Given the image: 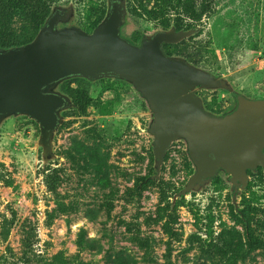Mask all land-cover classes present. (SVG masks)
Here are the masks:
<instances>
[{
	"label": "rangeland",
	"instance_id": "rangeland-1",
	"mask_svg": "<svg viewBox=\"0 0 264 264\" xmlns=\"http://www.w3.org/2000/svg\"><path fill=\"white\" fill-rule=\"evenodd\" d=\"M47 1L52 11L69 13L57 28L90 32L113 0ZM120 1L125 39L173 28L175 14L163 13L160 0ZM29 4L35 0H0L1 39L18 43L35 34ZM186 6L190 34L175 42V56L190 55L235 92L264 97V0H187ZM64 83L83 97L85 109L72 104L60 111L52 158L42 156L34 119L14 115L0 124V264H264V168L250 172L235 195L224 171L220 180L182 194L195 170L186 144L172 142L156 169L150 109L129 81ZM57 90L66 93L61 84ZM195 94L216 115L235 103L225 87Z\"/></svg>",
	"mask_w": 264,
	"mask_h": 264
},
{
	"label": "water",
	"instance_id": "water-1",
	"mask_svg": "<svg viewBox=\"0 0 264 264\" xmlns=\"http://www.w3.org/2000/svg\"><path fill=\"white\" fill-rule=\"evenodd\" d=\"M67 13L58 8L30 42L0 49V124L14 115L34 119L45 161L54 155V133L64 120L60 111L72 104L57 90L59 83L71 76H112L129 81L148 104L157 170L169 145L185 142L195 170L182 194L221 170L230 175L235 195L247 186L249 171L264 168V97L235 92L225 79L163 52L162 43L178 42L190 30L157 31L134 44L120 34L123 1L113 0L90 32L57 28ZM216 87L228 88L235 98L234 108L219 115L207 111L194 92Z\"/></svg>",
	"mask_w": 264,
	"mask_h": 264
},
{
	"label": "trees",
	"instance_id": "trees-1",
	"mask_svg": "<svg viewBox=\"0 0 264 264\" xmlns=\"http://www.w3.org/2000/svg\"><path fill=\"white\" fill-rule=\"evenodd\" d=\"M35 3H36L35 6L29 4V7H31V8H29V9H31V11H29V12H30V15L32 17V20L34 21L35 27H36L35 34L31 38H28L27 40H25L23 42H18V43L8 42L7 40L0 38V49L14 48V47H18V46H21L25 43L30 42L35 37V35L39 31V29L45 24L46 20L48 19L47 17L49 16V13L51 12V7L48 4L47 0H35ZM186 3H187V0H160V7L159 8L162 12L165 11L163 13L172 12L175 14V19H174L175 21L173 23V29L175 31H188L189 30V28L185 27V25L183 23V12L185 14H187L189 12V7L186 6ZM3 14L4 13L1 12L0 17L3 16ZM102 19L97 20L94 23L93 28L96 27L101 22ZM140 39H141V37L138 33H132L130 35L128 41H130L131 43L137 44V43H139ZM178 44L179 43H162L161 48H162L163 52L166 53V55L175 56L174 47H176ZM179 57H182L185 61L196 66V64H195L196 62L192 59V57L190 55L183 54V56H179ZM198 67H200V66H198ZM71 77H82V76H71ZM66 79L67 78L63 79L59 84H61L62 89L64 90V92H66L65 94H67L71 98L72 104H76V106L78 105L79 109L84 111L85 108H84V105L82 103L83 97H82L81 101H79L78 96L75 93H72V90L69 89L68 86L65 85L64 81ZM219 171H221V170H219ZM252 171H249V173ZM213 179L214 180H220L221 178L217 173V175ZM153 180L154 179L151 176L145 177L141 180V183L144 184L146 182H150ZM239 213L244 218L245 222L248 223L247 211L245 209H241L239 211ZM246 232H247L246 236H247L249 244L254 246V244L256 242L254 239H252V236L249 233V228L247 225H246Z\"/></svg>",
	"mask_w": 264,
	"mask_h": 264
},
{
	"label": "flooded vegetation",
	"instance_id": "flooded-vegetation-1",
	"mask_svg": "<svg viewBox=\"0 0 264 264\" xmlns=\"http://www.w3.org/2000/svg\"><path fill=\"white\" fill-rule=\"evenodd\" d=\"M111 2H112V1H111ZM56 10H57V9H54L53 11L51 10V14H53ZM51 14H50V15H51ZM67 16H69V13H67L66 16H64L62 19H59V20L57 21L56 24L60 23L61 21H62L61 23H63V21L65 20V18H67ZM49 17H50V16H49ZM49 17H48V18H49ZM104 77H105V76H104ZM217 77H218V76H217ZM68 78H69V77H68ZM101 78H102V77H101ZM194 92H195V89H194ZM200 100H201V99H200ZM201 102H202V101H201ZM234 106H235V103H234V104L232 105V107H231L230 109H228L227 111L233 109ZM227 111H226V112H227Z\"/></svg>",
	"mask_w": 264,
	"mask_h": 264
}]
</instances>
